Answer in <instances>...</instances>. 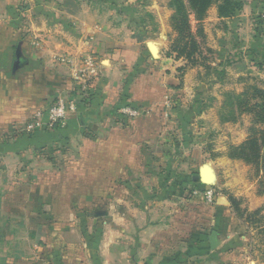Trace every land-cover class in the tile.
<instances>
[{
  "label": "crops",
  "instance_id": "obj_1",
  "mask_svg": "<svg viewBox=\"0 0 264 264\" xmlns=\"http://www.w3.org/2000/svg\"><path fill=\"white\" fill-rule=\"evenodd\" d=\"M110 10L87 0H0V130L16 119L31 120L58 97L77 105L69 119L42 124L23 137L71 148L64 153L63 177L40 180V195L32 196L34 190L26 196L41 213L39 251L26 259L28 247L16 246L8 264H264L232 225L234 214L224 197L214 204L186 198L185 209L175 215L168 196L158 197V160L165 151L154 146L160 138L156 114L170 107L176 77L151 54L153 42H146L145 52V39L136 30L129 33L127 16ZM87 52L100 68L84 89L68 59L78 61ZM127 105L139 107L140 114L124 115ZM113 119L130 121L120 126ZM85 128L101 132L84 138ZM3 140L6 167L11 157L33 150L16 149L12 137ZM80 188L86 191H76ZM101 198L107 207L91 214L95 235L89 238L74 212ZM213 231L220 241L215 249L209 241ZM101 232L102 246L88 257Z\"/></svg>",
  "mask_w": 264,
  "mask_h": 264
},
{
  "label": "rangeland",
  "instance_id": "obj_2",
  "mask_svg": "<svg viewBox=\"0 0 264 264\" xmlns=\"http://www.w3.org/2000/svg\"><path fill=\"white\" fill-rule=\"evenodd\" d=\"M87 1L105 11L111 9L121 16L126 15L124 19L131 26L129 33L136 30L143 36L145 52L149 51L146 42H153L159 55L156 61L169 67V72L173 71L176 77V89L169 97L170 107L162 109L159 117L156 114L160 138L154 146L165 151L158 160L161 185L156 192L160 200L169 198L171 212L175 215L185 209L186 198L212 188L217 197L222 196L228 202L234 214L232 225L240 230V235L245 234L247 240L244 241L264 263V159L257 167L229 156L233 146L240 145L251 135L260 137L259 130L264 128L257 113L250 108L254 103L253 89L264 90V0H241L242 8L230 18H220L216 5L202 22L191 16V28L198 44L196 64L169 55L171 43L177 36L171 24L172 0ZM183 66H186L185 71L179 70ZM169 110L171 114L167 116ZM28 120L16 119L13 125L4 124L0 130V142H7L3 139L8 136L13 138L16 149L33 148L31 154L11 157L7 167L3 164L5 156L0 154V264L13 261L16 246L28 247L26 259L39 251L37 225L41 213L36 212L26 196L34 190L32 196L40 195V180L49 181L59 175L61 179L65 173L60 168L65 166L64 153L70 146L64 148L66 144L58 146L54 142L43 145L38 137L23 140L35 132L26 130ZM113 120L120 126H127L130 121ZM97 131L100 130L85 128L84 138L97 135ZM146 145L149 144L145 140ZM205 166L214 174L212 183L195 182L193 176ZM103 190H97L99 195ZM113 190L117 197L120 187ZM230 196L238 202L242 217L237 216ZM17 198L20 202L15 201ZM77 207L73 212L79 213L80 226L88 229L91 238L95 235L91 214L105 210L107 205L101 198V201ZM95 238L88 257L102 246L103 233L98 240Z\"/></svg>",
  "mask_w": 264,
  "mask_h": 264
},
{
  "label": "trees",
  "instance_id": "obj_3",
  "mask_svg": "<svg viewBox=\"0 0 264 264\" xmlns=\"http://www.w3.org/2000/svg\"><path fill=\"white\" fill-rule=\"evenodd\" d=\"M216 5L220 18L233 17L243 6L241 0H172L171 6L174 12L171 16V24L177 36L173 39L169 55L177 59H183L188 63L196 64L198 53V44L195 34L192 31L191 16H194L198 22H202L209 14L211 8ZM186 66L179 70L185 71ZM250 108L257 113L258 119L264 123V90L254 88L252 92ZM242 104L241 107H243ZM260 137L256 134L249 136L240 145L233 146L229 156L240 158L246 163L259 167L264 159V128L259 130ZM232 206L237 211V216L242 217V211L238 207V202L233 196H230ZM258 213V210L255 212Z\"/></svg>",
  "mask_w": 264,
  "mask_h": 264
},
{
  "label": "built area",
  "instance_id": "obj_4",
  "mask_svg": "<svg viewBox=\"0 0 264 264\" xmlns=\"http://www.w3.org/2000/svg\"><path fill=\"white\" fill-rule=\"evenodd\" d=\"M68 64L71 67H76V77L82 83V88H86L87 81L94 76L99 74L100 63L97 57L91 53L87 52L80 57V59L75 60L74 58L68 59ZM77 112V105L74 101L68 100L64 97H58L46 110H38L31 120L26 124V130H33L42 124H48L54 126L60 121H65L69 117ZM122 113L126 116L136 117L140 114L139 107L134 105H127L122 108ZM196 193V192H195ZM199 194V195H198ZM196 196L201 197L206 203L214 204L217 200L216 191L211 189H206L205 192L197 193Z\"/></svg>",
  "mask_w": 264,
  "mask_h": 264
},
{
  "label": "water",
  "instance_id": "obj_5",
  "mask_svg": "<svg viewBox=\"0 0 264 264\" xmlns=\"http://www.w3.org/2000/svg\"><path fill=\"white\" fill-rule=\"evenodd\" d=\"M149 49L151 54L153 55L154 58H159L158 55V49L157 46L153 43H149ZM20 64V56H19V51L17 52V59L15 62V67H17ZM214 174L212 173L211 169L208 166H205L201 168L200 172L198 174H195L193 176V180L195 182H201L203 184H209L212 183ZM210 245L213 249L219 246L220 241L218 239V233L217 231H213L211 236L209 237Z\"/></svg>",
  "mask_w": 264,
  "mask_h": 264
}]
</instances>
